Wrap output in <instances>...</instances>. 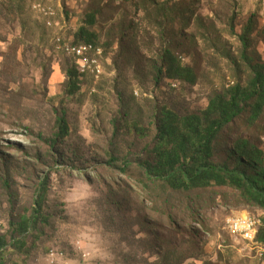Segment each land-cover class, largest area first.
I'll list each match as a JSON object with an SVG mask.
<instances>
[{
    "label": "rangeland",
    "instance_id": "obj_1",
    "mask_svg": "<svg viewBox=\"0 0 264 264\" xmlns=\"http://www.w3.org/2000/svg\"><path fill=\"white\" fill-rule=\"evenodd\" d=\"M251 14L250 53L263 62L264 0H0V235L9 240L10 223L31 215L40 182L47 218L5 264H264L225 222L244 214L262 224L264 211L226 187L172 191L141 168L153 161L162 108L199 114L213 95L246 85L235 34ZM85 36L102 44V72L71 94L63 52ZM165 49L194 84L158 75ZM61 112L68 135L55 139ZM238 140L264 160V107L219 134L214 159L233 165Z\"/></svg>",
    "mask_w": 264,
    "mask_h": 264
},
{
    "label": "trees",
    "instance_id": "obj_2",
    "mask_svg": "<svg viewBox=\"0 0 264 264\" xmlns=\"http://www.w3.org/2000/svg\"><path fill=\"white\" fill-rule=\"evenodd\" d=\"M254 18L255 16L251 14L242 31L235 34L242 46L240 59L250 69L246 85L241 86L237 83L213 95L208 100L205 110L199 114L179 116L168 108H162L156 119L154 144L150 150L154 155L153 161L146 160L141 164L143 176L148 182L163 183L176 192L210 187L230 188L238 192L245 202L264 211L262 153L250 147L246 140H238L232 152L233 165L227 161L214 159V146L219 134L246 110L250 111V119L255 120L264 107V61H254L250 53V38L255 27ZM88 20L91 25L94 16H89ZM231 31L234 32L233 26ZM83 33L81 29L79 35ZM261 34L264 36V27ZM85 40L79 43L99 44L87 36ZM63 54L68 57V54L64 52ZM68 58L71 68L66 69L65 74L68 79L67 92L72 94L77 89L79 78L93 77L81 75L76 69L75 59L72 56ZM161 60L159 76L164 74L167 79L172 80L171 83H195L196 77L191 68L182 67L171 51L165 49ZM55 126L57 128L55 139H63L68 135L64 112L56 117ZM249 169L251 173H247ZM45 187L46 184L40 182L31 215L28 218L18 217L10 223L12 233L9 240L0 235V264H5L2 255L8 248L19 249L24 242L23 235L37 230L40 224L47 222L46 216L42 214ZM143 187L146 188L144 185ZM254 242L264 249V220L257 236L254 237ZM256 255L258 256L257 252Z\"/></svg>",
    "mask_w": 264,
    "mask_h": 264
},
{
    "label": "bare ground",
    "instance_id": "obj_3",
    "mask_svg": "<svg viewBox=\"0 0 264 264\" xmlns=\"http://www.w3.org/2000/svg\"><path fill=\"white\" fill-rule=\"evenodd\" d=\"M77 47L81 48L80 56H72L75 59V64L77 65V68H81L83 66L85 69L84 75L95 77V79L98 78L102 72L100 64V59L104 53L102 46L99 44H95L94 42L71 44L67 47L68 53L76 49ZM96 74L99 75L96 76ZM239 216H244V214L235 215L231 217ZM245 217H251L252 221H259L258 219L250 215H245ZM226 228L232 235L243 238L248 245L252 246V248L256 250L258 256L261 257L263 255L264 249L261 245H257V243L254 242V237L246 236L244 233L241 232H235V224L233 222H226Z\"/></svg>",
    "mask_w": 264,
    "mask_h": 264
},
{
    "label": "built area",
    "instance_id": "obj_4",
    "mask_svg": "<svg viewBox=\"0 0 264 264\" xmlns=\"http://www.w3.org/2000/svg\"><path fill=\"white\" fill-rule=\"evenodd\" d=\"M37 5V4H36ZM45 24H48L49 27L53 25L55 20H49V17H45ZM58 39H63L62 37H57V40H55L54 46L55 48L59 49L58 47ZM81 48L77 47L76 49L72 50L71 52L68 53L69 56H80ZM77 71L80 72L81 75L84 76V67L82 66L81 68H76ZM99 74H96L98 76ZM225 222H233L235 224V232H241L244 233L246 236L250 237H256L258 230L261 226V220L260 221H252L251 217H245L244 216H239V217H228Z\"/></svg>",
    "mask_w": 264,
    "mask_h": 264
}]
</instances>
